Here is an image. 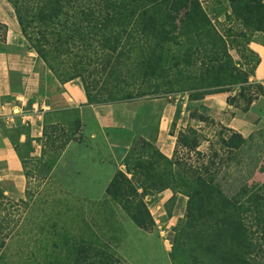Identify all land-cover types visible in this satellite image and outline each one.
Wrapping results in <instances>:
<instances>
[{
	"label": "rangeland",
	"instance_id": "obj_1",
	"mask_svg": "<svg viewBox=\"0 0 264 264\" xmlns=\"http://www.w3.org/2000/svg\"><path fill=\"white\" fill-rule=\"evenodd\" d=\"M199 2L225 37L234 64L247 72L246 84L215 93L226 96L221 110L205 106V96L187 93L126 103L122 107L128 119L107 129L102 145L96 143L93 130L82 133L78 120L67 123L64 116L61 123L47 127L40 156H29V148H20L16 133H10L18 156L27 159L23 166L27 186L18 191L0 162V216L17 221L5 251L0 252V264H74L72 257L64 258L62 248L77 249L82 243L86 251L94 247L109 252L120 264H190L188 257L178 254L172 259L171 248L181 230L187 197L165 186L168 165L157 161L153 148L171 161L175 175L188 165L206 167L236 205L264 184V112L244 116L264 97V88L249 80L257 58L247 47L252 40L264 44V0ZM5 8L10 6L0 0V14ZM238 8L242 12L237 13ZM18 36L22 41L21 33L10 35ZM5 48L0 45V51ZM236 117L238 130L231 125ZM233 132L243 138L239 147H227ZM137 162L143 167L136 170ZM117 172L130 185L122 197L106 191ZM126 199L143 202L152 218L147 230L131 220L120 203ZM96 261L88 259L84 264Z\"/></svg>",
	"mask_w": 264,
	"mask_h": 264
},
{
	"label": "trees",
	"instance_id": "obj_2",
	"mask_svg": "<svg viewBox=\"0 0 264 264\" xmlns=\"http://www.w3.org/2000/svg\"><path fill=\"white\" fill-rule=\"evenodd\" d=\"M5 1L29 48L59 83L78 79L90 104L123 106L186 93L206 96L247 82V72L234 64L225 37L199 0ZM7 32L0 22V45L6 43ZM242 140L233 132L227 147H239ZM143 144L152 149L148 142ZM153 153L168 165L165 186L187 197L181 230L171 246L172 259L178 254L188 257L190 264H264V184L236 205L206 167L188 165L175 175L171 161L154 148ZM139 167L141 162L134 166ZM126 182L117 172L107 193L122 197L130 186ZM120 203L139 228L152 225L141 200ZM16 223L0 216V252ZM62 249L64 258L72 257L74 264L88 259H97V264L121 262L107 251L94 247L86 251L85 243Z\"/></svg>",
	"mask_w": 264,
	"mask_h": 264
},
{
	"label": "crops",
	"instance_id": "obj_3",
	"mask_svg": "<svg viewBox=\"0 0 264 264\" xmlns=\"http://www.w3.org/2000/svg\"><path fill=\"white\" fill-rule=\"evenodd\" d=\"M0 22L8 28L6 50L0 51V162L6 168L7 179L18 191H23L27 186L23 168L27 159L18 156L10 133H16V144L20 148H29V156H40L47 127L61 123L63 116L67 123L78 120L82 133L93 130L96 143L102 145L105 131L124 124L129 114L122 106L88 103L78 80L59 83L37 54L29 49L22 35V41L20 36L11 39L12 32L20 33L11 7L3 9ZM247 47L257 58L249 80L264 88V44L252 40ZM225 98L214 94L205 96L203 101L205 106L221 110ZM263 112L264 97L261 96L244 116L254 113L260 116ZM168 113L166 120L170 116ZM237 118L231 123L235 130H238L234 125Z\"/></svg>",
	"mask_w": 264,
	"mask_h": 264
}]
</instances>
